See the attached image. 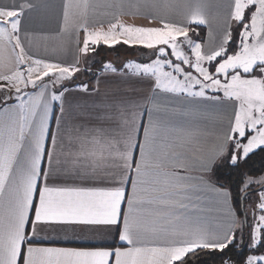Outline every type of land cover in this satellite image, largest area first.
<instances>
[{
  "label": "snow or ice",
  "instance_id": "6c2138e0",
  "mask_svg": "<svg viewBox=\"0 0 264 264\" xmlns=\"http://www.w3.org/2000/svg\"><path fill=\"white\" fill-rule=\"evenodd\" d=\"M227 7L222 38L208 50L191 38L187 26L207 23L200 3L181 25L161 17L159 26L112 23L107 30L94 31L84 26L81 52L101 42L152 52L148 62L123 65L124 75L146 82L152 95L122 99L116 102L115 114L96 116L101 125L117 123L118 130L87 128L65 118L71 87L66 82L80 69L30 57L19 36L22 13L0 7V42L20 49L16 70L0 75L15 89L16 101L8 106L5 95L0 111V264H191L200 253H218L220 264H264V190L258 193L251 221L247 215L237 220L229 208L228 222L209 229L183 214L190 199V186L181 183L184 177L149 172L161 167L152 163L153 153L169 147L171 134L179 130L169 109L156 102L158 94L183 97L188 104H231L223 142L208 164L220 159L236 168L256 150L264 151V0H231ZM145 18L150 24L157 19ZM234 31L239 40L231 48ZM103 68L119 71L111 63ZM28 87L33 94L25 91ZM76 87L87 91L86 85ZM60 155L73 157L70 166L61 167ZM208 164L201 165L202 170L207 171ZM87 181L104 186H83ZM250 184L243 181L241 192L246 194ZM213 191L228 203L229 193L215 187ZM50 225L115 227L119 241L128 247L39 246L40 230Z\"/></svg>",
  "mask_w": 264,
  "mask_h": 264
},
{
  "label": "crops",
  "instance_id": "0c3cea01",
  "mask_svg": "<svg viewBox=\"0 0 264 264\" xmlns=\"http://www.w3.org/2000/svg\"><path fill=\"white\" fill-rule=\"evenodd\" d=\"M230 2L231 0H0V7L19 10L22 13L19 17L21 20L19 36L25 52L30 57L59 63L62 66L74 65L80 69L82 64L80 49L85 37L84 26L88 31L100 28L105 30L112 23L159 26L161 17L181 25L200 3L203 5L202 12L207 23L187 26L204 28V36L199 38L198 42L208 50L215 47L222 38L226 27L227 6ZM153 3L161 6L153 8L151 7ZM164 3L170 6L164 7ZM85 4L87 8L84 7ZM29 5L32 7H28ZM66 5L67 19H65ZM134 5L139 6V11ZM146 16H155L157 19L150 24ZM19 52L20 49H14L13 45L6 41L0 42V75H11L16 70V55ZM111 64L119 71L115 73L106 71L103 65L91 69V74H85L82 81L66 82L71 85L66 96V119L71 118L73 123L87 128L106 126L118 130L117 123L101 125L96 116L105 111L115 114L116 102L122 99L152 95L146 82L124 75L125 63ZM3 82L6 83L0 80V111L5 107L3 101L5 95L8 96V106L16 103L15 89L9 86L5 88L2 86ZM81 84L87 86V91L76 87ZM25 91L29 94L34 92L31 87ZM155 99L158 104L169 109L171 118L179 130L171 134L169 147L165 149L158 147L157 152L153 153L152 163H159L161 167L150 168L149 172H177L185 178L181 183L190 186L187 192L190 199L185 201L188 208L183 214L201 226L217 229L226 224L229 208L237 214L239 220L240 217L231 203L230 195L228 203L225 204L218 191H213L215 187L228 193L226 189L218 187L212 177V170L219 159L208 164L216 148L223 142V132L232 117L231 104L227 101L219 103L201 101L188 104L183 97L177 98L167 94H158ZM75 104L80 105L78 110L75 109ZM55 111L58 114L59 107ZM84 127L81 128V132L84 131ZM48 147H51L50 141ZM69 150L66 144L65 153ZM162 152H166V156L161 155ZM136 155L139 156L138 151ZM59 159L63 168L70 166L73 157L60 155ZM113 163L111 159L108 160L109 165ZM43 164L45 168L48 166L47 157ZM53 164L55 165V159ZM180 164L186 167H178ZM203 164H208L207 171L202 170ZM108 170L112 171L114 168L109 167ZM147 179L150 181L152 177L149 176ZM76 183L82 182L76 181ZM83 186L103 187L104 185L87 181L83 182ZM127 187L130 192L131 185ZM38 239L41 241L39 246L44 247L113 249L128 247L127 244L119 241L115 227L50 225L40 230Z\"/></svg>",
  "mask_w": 264,
  "mask_h": 264
},
{
  "label": "rangeland",
  "instance_id": "374dc122",
  "mask_svg": "<svg viewBox=\"0 0 264 264\" xmlns=\"http://www.w3.org/2000/svg\"><path fill=\"white\" fill-rule=\"evenodd\" d=\"M137 26H147L143 24H137ZM233 28L235 25L233 24ZM107 30V29H105ZM192 39L196 42L199 41L200 36L197 33H189ZM239 40L238 31L233 32V43L231 48L236 47V43ZM83 45V44H82ZM83 47V46H82ZM152 58L151 50L141 48V47H129L122 43L116 44L115 46L109 47L104 45L102 42L98 46H90V50L87 53L82 52V64L80 71L75 73L74 79L71 82L82 81L84 75L91 74V69L94 70L96 68H100L106 63H115L122 64L127 62H148L149 59ZM4 84V85H3ZM2 86L10 87V85L6 82H3ZM23 88V85H21ZM30 88V87H28ZM4 89V88H3ZM4 91V90H2ZM222 95V93H218ZM250 180L251 184L246 189L249 193L243 201L244 215H247L249 221L252 220L253 212L256 209L258 193L261 190H264V174L258 176H246L243 181ZM246 191V192H247ZM257 214L258 210H257ZM243 219V216L240 218Z\"/></svg>",
  "mask_w": 264,
  "mask_h": 264
},
{
  "label": "trees",
  "instance_id": "16d2710c",
  "mask_svg": "<svg viewBox=\"0 0 264 264\" xmlns=\"http://www.w3.org/2000/svg\"><path fill=\"white\" fill-rule=\"evenodd\" d=\"M189 33H197L200 38L204 36V28H189ZM199 31V32H198ZM264 174V151L256 150L254 154L250 155L245 162H242L239 167L233 168L226 166L222 160L214 165L212 170V177L215 184L218 187L224 188L230 194L231 203L238 213L239 217H242L241 204L245 200L241 201V187L243 180L246 176H258ZM247 191V190H246ZM217 254L207 255L200 253L197 257L191 258V264H220V259ZM228 255H232L231 252ZM235 259V257H233Z\"/></svg>",
  "mask_w": 264,
  "mask_h": 264
},
{
  "label": "water",
  "instance_id": "95a60500",
  "mask_svg": "<svg viewBox=\"0 0 264 264\" xmlns=\"http://www.w3.org/2000/svg\"><path fill=\"white\" fill-rule=\"evenodd\" d=\"M249 192L247 191L246 194L243 193L242 196H241V201L244 199V197L248 194ZM241 213H242V216L244 217V208H243V204H241Z\"/></svg>",
  "mask_w": 264,
  "mask_h": 264
}]
</instances>
